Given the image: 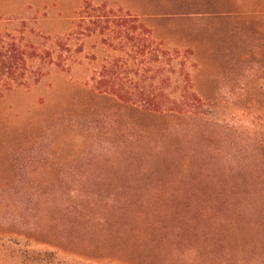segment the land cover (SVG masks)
Returning a JSON list of instances; mask_svg holds the SVG:
<instances>
[{
    "label": "rangeland",
    "instance_id": "rangeland-1",
    "mask_svg": "<svg viewBox=\"0 0 264 264\" xmlns=\"http://www.w3.org/2000/svg\"><path fill=\"white\" fill-rule=\"evenodd\" d=\"M87 2L189 52L202 102L142 113L87 61L0 87V264H264V0H0V34L50 49Z\"/></svg>",
    "mask_w": 264,
    "mask_h": 264
},
{
    "label": "trees",
    "instance_id": "trees-1",
    "mask_svg": "<svg viewBox=\"0 0 264 264\" xmlns=\"http://www.w3.org/2000/svg\"><path fill=\"white\" fill-rule=\"evenodd\" d=\"M71 31L40 50L24 35L0 34V87L7 92L37 86L54 68L69 74L87 61L83 87L92 94L159 117H197L189 52L170 51L140 20L123 9L85 3Z\"/></svg>",
    "mask_w": 264,
    "mask_h": 264
}]
</instances>
